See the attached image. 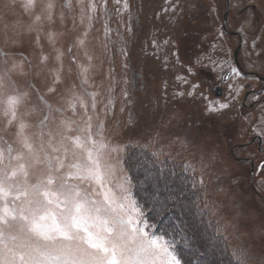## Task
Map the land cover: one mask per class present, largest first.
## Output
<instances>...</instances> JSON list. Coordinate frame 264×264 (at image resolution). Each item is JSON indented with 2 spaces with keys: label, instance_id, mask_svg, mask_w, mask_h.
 <instances>
[{
  "label": "rangeland",
  "instance_id": "374dc122",
  "mask_svg": "<svg viewBox=\"0 0 264 264\" xmlns=\"http://www.w3.org/2000/svg\"><path fill=\"white\" fill-rule=\"evenodd\" d=\"M45 2L37 0L35 14L41 13ZM51 2L54 22L44 23L41 47L31 43L36 35L33 32L26 35L22 49L6 51L16 58L22 51L35 66L42 48L43 54L50 58L49 67H53L56 52L46 33H63L55 44L64 51V83L59 87L79 86L71 58L87 61L81 50L74 47L68 53L67 48L82 30L80 5L77 0H71V8L66 6L68 0ZM87 3L85 0V7ZM128 3L127 12L118 13L117 8L122 5L113 0H108L104 12L98 9L87 44L94 65L90 77L93 87L88 91L98 93L96 111L90 114L99 116L104 123L105 141L108 149L113 150L109 159L115 165V175L105 187L118 196V185L125 178L131 181V196L144 209L143 219L149 225L146 231L169 242L170 250L181 264H236L234 253H246L247 258L255 257L259 261L264 256V168L261 167L264 152L257 149V141L249 148L242 146L252 140L255 134L251 129L264 119V104L252 110L243 109L245 93L257 89L260 81L232 76L231 66L238 67L235 51L240 37L223 29L227 1L128 0ZM230 6L227 26L230 31L240 33L244 42L241 65L247 72L264 77V0H230ZM73 18L77 22L76 31H73ZM33 20L34 15L25 12L21 0L8 7L0 0V26L18 22L26 30ZM105 24L109 29L107 38ZM105 43L107 51L103 47ZM201 68L217 76V82L224 87L222 97L215 96L211 83L201 75ZM228 73L232 77L225 82L222 77L227 78ZM193 85L197 87L193 89ZM237 85L243 91L238 99H233L232 89ZM222 104L229 107L220 109ZM210 106L215 111L209 112ZM13 131L9 129V133ZM4 139L12 143L13 136L8 134ZM262 144L264 148V141ZM0 147L6 150L7 144L0 143ZM248 156L255 161L253 177ZM154 161L182 164L198 178L202 189L196 188L197 196L193 195L222 235L218 242L212 240L204 218L193 208L187 181L179 172H158ZM135 181L139 198L134 193ZM157 187L165 194L181 193L183 210H174L163 221L156 219L146 201ZM187 224L194 228V237ZM176 244L181 246L179 250Z\"/></svg>",
  "mask_w": 264,
  "mask_h": 264
},
{
  "label": "snow or ice",
  "instance_id": "6c2138e0",
  "mask_svg": "<svg viewBox=\"0 0 264 264\" xmlns=\"http://www.w3.org/2000/svg\"><path fill=\"white\" fill-rule=\"evenodd\" d=\"M113 2L122 5L118 13L129 10L128 0ZM13 3L4 0L5 7ZM21 3L26 13L34 15L33 23L26 30L18 22L0 26V143L7 144L6 150L0 147V264H181L169 242L146 231L149 225L143 219L144 209L131 196V181L125 178L118 185V196L105 187L115 175V165L109 159L113 150L105 141L104 123L90 114L96 111L98 93L88 91L93 87L94 65L87 44L97 11L104 12L108 0H88L87 7L85 0H77L82 30L67 52L74 47L81 50L87 63L71 58L79 86L65 89L59 87L64 83V51L55 47L63 33H46L56 52L53 67L42 48L35 66L22 51L19 58L6 51L22 49L26 35L33 32L31 43L41 47L44 23L54 22L51 0L44 3L40 14H35L37 0ZM66 6L72 7L71 0ZM76 27L73 18V31ZM104 32L107 38V24ZM103 47L107 51V43ZM231 73L246 79L238 67L231 66ZM232 90L233 99L243 91L239 85ZM228 107L220 105V109ZM208 111L215 109L210 106ZM9 129L14 131L9 133ZM251 131L264 138V119ZM8 134L13 136L12 143L4 139ZM180 196L157 187L146 203L154 217L163 221L181 208ZM234 256L238 264H264V256L259 261L247 258L246 253Z\"/></svg>",
  "mask_w": 264,
  "mask_h": 264
},
{
  "label": "flooded vegetation",
  "instance_id": "af4514ba",
  "mask_svg": "<svg viewBox=\"0 0 264 264\" xmlns=\"http://www.w3.org/2000/svg\"><path fill=\"white\" fill-rule=\"evenodd\" d=\"M239 69L242 71V73L245 75V76H248V77H254L256 78V80L260 81V83L258 84L259 87L256 88H252V89H248V91L245 93V96H244V99H243V102H242V105H243V109H245L247 111L248 110H252L254 107L258 106V105H261V104H264V77L259 74V73H253V72H247L243 67ZM201 75L204 77L205 81L211 83V86H212V90H213V93H215V96L217 97H222V95L224 94V87L223 85L217 81H219L217 79V76L214 75V73H211L210 70H207V69H204V68H201ZM227 78L225 79V82H227L232 76L231 74H227L225 75ZM221 90L222 94L221 95H218L217 92ZM254 98V99H252ZM251 100V102H250ZM230 126L233 128L234 127V122H231L230 123ZM230 141H232V139H230ZM257 141V149L259 151H262L264 152V148H263V138L261 137H257L256 135L252 138V140L248 143H246L244 146L242 147H245V148H249L251 146L254 145V143ZM232 150L235 151V148H233ZM237 159H239V157H236ZM248 162L251 166V169H252V177L255 175V171H254V168H255V161L248 156Z\"/></svg>",
  "mask_w": 264,
  "mask_h": 264
},
{
  "label": "trees",
  "instance_id": "16d2710c",
  "mask_svg": "<svg viewBox=\"0 0 264 264\" xmlns=\"http://www.w3.org/2000/svg\"><path fill=\"white\" fill-rule=\"evenodd\" d=\"M143 156L148 157L147 155H143ZM150 157L153 159L152 156H150ZM154 163L155 164H153V166L156 167L158 172H173V173L179 172V175H181L187 181L188 190L190 192L189 194L191 195V201H192L193 208L195 209L196 212H200V213H197L200 215V218H202V219L204 218L203 221L207 225L208 230H211L212 240L215 242H218V239H219L218 237H221L222 235L217 231V226L214 228V223L212 220H210L208 212L205 209L201 210V206L198 204L197 199H195V195L197 196L196 188L200 187L202 189V187L198 181V178L194 175V173L189 171L190 169L188 167H186L182 164H179V163H175L173 161H171V162L170 161H164V162L154 161ZM134 183L136 184L135 189H134V193H135L136 197H138V195H137V185L138 184L136 183V181ZM193 194H195V195H193ZM147 213H148L147 216L150 217L148 210H147ZM187 225H188V228L190 229V230L189 229L188 230L191 232V235H192V233H194V231H193L194 228L189 224H187ZM200 246H202V244H200ZM180 248H181V246L179 244H176V250H179ZM182 248H184V247H182ZM231 258L233 259L232 256H231ZM236 264H238V261H236Z\"/></svg>",
  "mask_w": 264,
  "mask_h": 264
},
{
  "label": "water",
  "instance_id": "95a60500",
  "mask_svg": "<svg viewBox=\"0 0 264 264\" xmlns=\"http://www.w3.org/2000/svg\"><path fill=\"white\" fill-rule=\"evenodd\" d=\"M227 1V10H226V13H225V17H224V21H223V29L227 32V33H230V34H238L240 35V33H234L232 31L229 30L227 24H228V19H229V15H230V10H231V6H230V0H226ZM242 46H243V39H242V36L240 35V45L238 46L236 52H235V61H236V64L240 67H241V61H240V53H241V49H242ZM218 95H221L222 92L221 90H219L217 92Z\"/></svg>",
  "mask_w": 264,
  "mask_h": 264
}]
</instances>
